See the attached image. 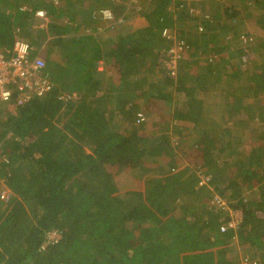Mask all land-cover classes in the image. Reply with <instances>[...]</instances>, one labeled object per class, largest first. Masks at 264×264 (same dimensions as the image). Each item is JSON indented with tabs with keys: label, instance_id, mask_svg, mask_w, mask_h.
<instances>
[{
	"label": "trees",
	"instance_id": "1",
	"mask_svg": "<svg viewBox=\"0 0 264 264\" xmlns=\"http://www.w3.org/2000/svg\"><path fill=\"white\" fill-rule=\"evenodd\" d=\"M52 1L0 0V50L23 38L34 56L58 43L46 49L52 92L0 105V192L12 193L0 194V264H241L252 249L264 264V0H242V11L213 10L218 0ZM99 9L124 18L122 31L86 52L89 36L68 35ZM38 10L52 15L47 32ZM166 32L185 43L176 76ZM170 128L193 144L176 146ZM213 193L243 211L237 231L221 232ZM52 230L63 240L43 251Z\"/></svg>",
	"mask_w": 264,
	"mask_h": 264
},
{
	"label": "built area",
	"instance_id": "2",
	"mask_svg": "<svg viewBox=\"0 0 264 264\" xmlns=\"http://www.w3.org/2000/svg\"><path fill=\"white\" fill-rule=\"evenodd\" d=\"M55 6L59 5V0H53ZM23 11L33 12L27 7L22 8ZM198 15V11H196ZM200 14V13H199ZM38 18L36 25L37 29L45 30L51 22V18L47 11L38 10L35 12ZM93 18L107 24L110 29H117L124 23V18H117L111 9H99L93 12ZM201 31L203 29L201 28ZM165 34V37L173 42V50L171 51V59L167 63V69L172 76L177 75L179 60L185 51V43H176L174 36ZM244 43L248 44L251 39L244 35L242 37ZM10 52V55H9ZM33 47L29 41L23 38H17L14 42L13 48L9 50H0V105H15L17 107L23 106L34 97H44L50 94L53 90L54 84L51 77L47 74V61L42 56L41 51L33 56ZM18 96V97H17ZM77 96H70L63 94L61 100L64 102L72 101ZM146 121L145 113L138 114V122L144 123ZM210 176L201 174L200 188H207L210 183ZM4 184V183H3ZM0 194L3 199L7 200L11 197V191L4 185ZM212 208L218 210L222 214L221 232L237 231L243 222V211L231 207L230 202L223 198L220 194L214 193L210 201ZM63 240V233L60 230H52L46 236V241L42 247L45 251L50 246H57ZM250 257L243 259V264H258L252 263Z\"/></svg>",
	"mask_w": 264,
	"mask_h": 264
},
{
	"label": "crops",
	"instance_id": "3",
	"mask_svg": "<svg viewBox=\"0 0 264 264\" xmlns=\"http://www.w3.org/2000/svg\"><path fill=\"white\" fill-rule=\"evenodd\" d=\"M99 5H102V3H100ZM95 11V10H94ZM93 11V12H94ZM56 12V11H55ZM74 16V15H73ZM89 19H92V20H90L88 23L85 21V19H84V17H83V15H81V14H79V15H77L76 16V20H78L77 22H76V24L73 26L72 25V34H70V35H68L69 37H78V36H81V37H83V36H89L90 37V42H89V46H87V48H86V52H90L91 51V49L92 50H94L95 48H99L100 50H105V48H107L108 47V45H109V43H110V41L111 40H113L119 33H121V28L122 27H119L118 29H117V31L116 32H113V31H110V30H108L107 29V24L106 23H103V22H98V21H96L94 18H93V13H91L90 14V18ZM68 20V18H66V19H64V21H65V23H66V21ZM67 24V23H66ZM135 26H136V24H135ZM69 27V26H68ZM67 27V28H68ZM252 30H255V29H252ZM66 37V36H65ZM64 37V38H65ZM57 39V38H56ZM56 39H55V43L53 42V41H51L50 39L49 40H47L46 42H45V44H44V46H43V49L42 50H44V51H46V49H47V47L49 48H51V47H54V45L56 46V47H58V43H56ZM90 49V50H89ZM41 50V51H42ZM57 50V49H56ZM58 51V50H57ZM45 53V52H44ZM58 53H59V51H58ZM46 54H47V51H46ZM57 62H61V64L62 65H64L62 62H63V54L62 53H60L59 54V56H58V59H57ZM104 68H105V66H104V64H103V62H100V64H99V71H104ZM110 75V74H109ZM181 104H183L184 106H185V101H182V103ZM145 113H146V116L149 114L148 113V110L147 109H144L143 110ZM148 120V119H147ZM183 124L185 125V126H192L190 123H186V122H183ZM144 126V128L146 127V126H148V121H146V122H144V123H142L141 124V126ZM170 130H171V128H170ZM169 134H171L170 132H169ZM191 140H192V142H194V139L191 137ZM189 144H185V146H188ZM190 174H193L192 172L190 173ZM213 189V188H212ZM214 194V193H213ZM202 196H203V194H202ZM213 196V195H212ZM226 199V198H225ZM183 201V200H182ZM182 201H180V202H182ZM238 244H239V241H237V244H236V246H238ZM238 251H239V255H238V257L237 258H240V260H241V257L240 256H242L243 254H246L245 252L247 251V250H245V252H244V250H242L241 251V248H239L238 249ZM254 251H253V249H252V251H251V253L250 254H248V255H245L246 257H249V255H251L252 257H250L251 259H254L253 257H255L254 256ZM259 255V254H258ZM233 257V256H232ZM260 257V256H259ZM259 257L257 256V259H259ZM234 258V257H233ZM242 261H243V259H242ZM241 264H243V262L241 263Z\"/></svg>",
	"mask_w": 264,
	"mask_h": 264
},
{
	"label": "rangeland",
	"instance_id": "4",
	"mask_svg": "<svg viewBox=\"0 0 264 264\" xmlns=\"http://www.w3.org/2000/svg\"><path fill=\"white\" fill-rule=\"evenodd\" d=\"M242 2V3H241ZM232 4H234V5H237V8L238 7H240V11H242V6H245L246 7V3H245V1H242V0H218V2L217 3H214L213 4V10H219V9H221L222 8V6L223 5H229V6H232ZM53 6H54V8L56 9V8H59L58 6H55L54 4H53ZM60 7L61 8H63L64 7V1L63 0H61L60 1ZM80 10V9H79ZM232 10H236V9H232ZM53 11H56V10H53ZM51 14H50V18H51ZM37 23V22H36ZM51 23V22H50ZM44 32H47L48 31V29H45V30H43ZM250 32H251V34H253V31L252 30H250ZM257 36L259 37L258 39H264V32L263 31H261V30H258L257 31ZM252 37V36H251ZM257 39V40H258ZM232 48H235V50L237 51L238 49V45H236V44H234L233 46H232ZM45 52V53H44ZM41 54H42V56L44 57V58H46V51H44V50H42L41 51ZM263 58H264V56H262ZM250 58V57H249ZM200 73H202V74H206V72H205V70L203 69L202 71H200ZM214 75H216V74H214ZM211 76H213V75H208V80L207 81H209V86H211V85H213L214 83H216V82H218V80H219V78L217 79L215 76H214V78L213 77H211ZM203 79H201V80H199V79H195V80H193V83L196 85V87H199V88H201V87H203ZM196 95L199 97L200 96V94L198 93V92H196ZM180 105H183V104H180ZM4 106H8V107H10L11 105H4ZM145 113V112H144ZM146 114V113H145ZM184 128V127H183ZM182 128V129H183ZM182 129H174V128H171V130L169 131L171 134H170V138H171V141H173V143H175V145L176 144H178L179 146H183V145H185L186 143L187 144H189V146H191L192 144H193V142H192V140H191V137H184V135L186 134V132L185 131H183ZM178 145H176V146H178ZM190 148V147H189ZM185 159V158H184ZM255 241L256 242H259V239H255ZM237 243V242H236ZM241 244H240V241H239V244H238V249L239 248H241V246H240ZM263 256V255H262ZM249 257H252L251 255H249ZM252 263H254V262H257L258 264H262V261H261V258L260 259H258V260H254V262L253 261H251Z\"/></svg>",
	"mask_w": 264,
	"mask_h": 264
},
{
	"label": "clouds",
	"instance_id": "5",
	"mask_svg": "<svg viewBox=\"0 0 264 264\" xmlns=\"http://www.w3.org/2000/svg\"><path fill=\"white\" fill-rule=\"evenodd\" d=\"M251 39V38H250ZM250 42H252V39H251V41Z\"/></svg>",
	"mask_w": 264,
	"mask_h": 264
}]
</instances>
